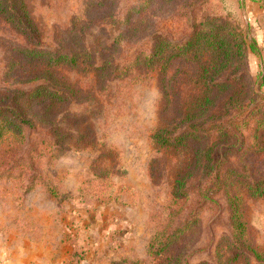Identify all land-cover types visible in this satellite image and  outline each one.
I'll list each match as a JSON object with an SVG mask.
<instances>
[{
	"label": "rangeland",
	"instance_id": "1",
	"mask_svg": "<svg viewBox=\"0 0 264 264\" xmlns=\"http://www.w3.org/2000/svg\"><path fill=\"white\" fill-rule=\"evenodd\" d=\"M154 1L145 9L148 0H28L41 32V45L55 50L61 44L65 51H70L68 46L74 49L76 45L72 40L75 37H66L63 32L73 24L88 23L81 15L86 4L93 2V20L82 36L85 47L96 58L95 66L101 65L110 53L114 64L123 68L121 75L126 74L104 84L98 72L90 68L67 67L65 78L80 93L60 112L62 132L70 135L64 150L45 151L46 155L31 170L9 162L10 153L0 149L2 256V245L13 242L14 255L18 253V257L27 249L36 258L65 259L64 264H124L133 260L154 264L148 244L159 227L165 226L172 185L184 157L192 152L176 153L152 140L154 131L166 124L160 114L165 117L162 108L167 101L176 107L179 93L176 89L167 93L157 71L138 80V67L130 71L131 61L141 53H148L160 38L181 41L194 22L206 21L208 17L220 22L219 17L232 13L242 21L249 38L258 41L262 59L251 53L250 70L254 77L258 74L264 77L261 0H205L204 6L194 10L186 7L189 0ZM98 2L101 5L96 6ZM139 8L143 11L141 16ZM115 40L121 42L120 48L107 50ZM16 44L25 43L0 17V93L3 92L1 73ZM179 88L187 90L189 86ZM227 103L220 100L215 115ZM182 117L173 109L168 113L169 121ZM207 117L202 119L206 121ZM46 133L45 127L30 132L31 148L37 149V143ZM260 147L255 158L231 154L229 162L221 163L222 171L242 168L238 166L241 160L246 161L248 169L256 166L259 169L264 165V144ZM224 148L231 150L229 143ZM33 173L39 179L30 190ZM240 180L235 179L234 185L243 188ZM204 185L205 194V187H210L211 182L207 180ZM207 193L212 200L201 206L189 203L172 228L197 219L198 238L186 252L185 264H218L233 235L227 190L208 189ZM244 215L253 242L263 257L253 258L249 263L239 255L242 263L237 264H264V197H247ZM51 241L57 243L53 250L48 249ZM10 247L4 254L12 253Z\"/></svg>",
	"mask_w": 264,
	"mask_h": 264
},
{
	"label": "trees",
	"instance_id": "2",
	"mask_svg": "<svg viewBox=\"0 0 264 264\" xmlns=\"http://www.w3.org/2000/svg\"><path fill=\"white\" fill-rule=\"evenodd\" d=\"M150 1L145 9L151 7ZM204 2L189 0L186 7L194 10L204 6ZM260 3L264 8V0ZM98 5L101 3H96ZM93 6V2L86 4L81 15L88 23L73 24L63 32L66 37H75L72 40L76 45L74 49L68 46L70 51H65L61 44L55 50L41 45V32L30 12L28 0H0V17L25 43L14 45V53L1 73L0 149L10 153L12 164L34 170L36 162L46 155L45 151L64 150L70 135L62 132L60 112L80 93V89L65 78L67 67L90 68L98 72L104 84H108V79L113 82L126 74L121 75L123 68L114 64L115 59L110 53L101 65L95 66L96 58L85 47L82 36L91 26ZM138 12L143 15L140 8ZM218 19L220 22L210 17L194 22L186 37L178 42L160 38L151 45L148 53L139 54L130 63V71L138 67V80L151 77L157 71L165 91L176 89L179 93L180 102L176 107L167 101L162 108L165 117L160 114L166 124L154 131L152 140L176 153L192 152L184 157L172 185L165 226L159 227L148 244V254L154 264H185L186 252L198 238L197 219L172 228L189 203L205 204L212 200L207 197L208 189L211 192L217 188L227 190L233 230L232 238L223 250L225 256L218 264H237L241 262L239 255L249 263L253 258L261 260L263 257L253 242L244 204L247 197H264V165L259 169V166L248 169L246 161L241 160L238 166L242 165V168L222 171L221 166L222 162H229L231 154L255 158L264 144V77L262 74L254 77L250 70V54L262 59L261 47L256 39L249 38L242 21L232 13ZM120 46L121 42L115 40L107 50ZM256 84L258 89H255ZM180 85L189 88L180 89ZM220 100L228 103L219 115H215ZM172 109L183 117L169 121L168 113ZM204 116H208L206 121L202 119ZM44 127L46 137L37 143V149L31 148L30 132ZM228 143L229 151L224 148ZM27 151L29 155H26ZM251 177L254 181H250ZM237 178H241L239 184L243 188L234 185ZM36 179L39 178L33 173L30 190L35 187ZM207 180L211 186L205 187L206 196L202 186ZM229 180L231 183H227ZM43 183L51 190L47 182ZM229 252L231 255H227ZM124 264L145 263L133 260Z\"/></svg>",
	"mask_w": 264,
	"mask_h": 264
},
{
	"label": "crops",
	"instance_id": "3",
	"mask_svg": "<svg viewBox=\"0 0 264 264\" xmlns=\"http://www.w3.org/2000/svg\"><path fill=\"white\" fill-rule=\"evenodd\" d=\"M54 244H57L54 241H51L49 243V247L48 249H54ZM47 245V244H46ZM9 246L10 249L12 250L11 254H4V250H9ZM16 245H14V243H9V244H5L2 245V250H3V256L0 253V264H64V262L66 261L65 259H60L57 257H53L52 258H36V256L34 254L29 253V251L27 249H25V252L23 253V255L21 257H18V253L17 256L14 255V250L16 249V247H14ZM51 250V251H52Z\"/></svg>",
	"mask_w": 264,
	"mask_h": 264
}]
</instances>
